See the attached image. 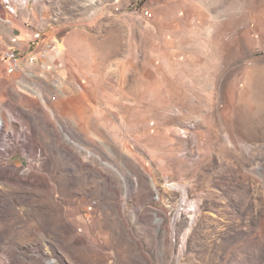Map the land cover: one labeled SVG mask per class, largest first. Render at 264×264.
Listing matches in <instances>:
<instances>
[{
  "label": "rangeland",
  "instance_id": "rangeland-1",
  "mask_svg": "<svg viewBox=\"0 0 264 264\" xmlns=\"http://www.w3.org/2000/svg\"><path fill=\"white\" fill-rule=\"evenodd\" d=\"M16 21L52 45L62 148L0 264H264V0H0Z\"/></svg>",
  "mask_w": 264,
  "mask_h": 264
},
{
  "label": "crops",
  "instance_id": "crops-1",
  "mask_svg": "<svg viewBox=\"0 0 264 264\" xmlns=\"http://www.w3.org/2000/svg\"><path fill=\"white\" fill-rule=\"evenodd\" d=\"M26 29L16 21L10 27L6 40L0 37V121L3 124L0 135V220L5 219L10 210L27 214L32 219L50 218L51 203L50 207L29 208L19 200L20 188L29 179L30 154L47 155L54 146L62 148L61 143L59 145L60 132L56 128L61 117L58 120L47 113L48 104H51V86L62 74L60 70L41 66L52 60V56L49 55L47 60L38 57L37 65L31 69L32 74L23 70L9 71L2 59L3 50L9 47L39 56V51L49 45L40 41L36 47H31L34 35L27 33ZM6 138L10 145L4 144ZM51 138L53 143H50ZM37 167L44 171V166Z\"/></svg>",
  "mask_w": 264,
  "mask_h": 264
},
{
  "label": "built area",
  "instance_id": "built-area-1",
  "mask_svg": "<svg viewBox=\"0 0 264 264\" xmlns=\"http://www.w3.org/2000/svg\"><path fill=\"white\" fill-rule=\"evenodd\" d=\"M149 12L146 11V14ZM52 45H47L43 50L39 51V56L37 55H21L14 49H6L2 52V59L6 64L9 71L23 70L29 74H32L31 69L35 67L38 63V57L42 59H48L50 55ZM42 67L46 68V63H42ZM3 133V124L0 121V135ZM5 145H10V140L6 138L4 140Z\"/></svg>",
  "mask_w": 264,
  "mask_h": 264
}]
</instances>
